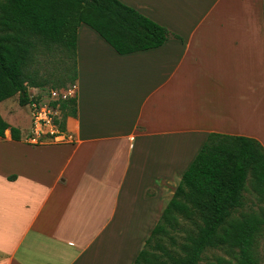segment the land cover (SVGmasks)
I'll use <instances>...</instances> for the list:
<instances>
[{"label": "crops", "instance_id": "1", "mask_svg": "<svg viewBox=\"0 0 264 264\" xmlns=\"http://www.w3.org/2000/svg\"><path fill=\"white\" fill-rule=\"evenodd\" d=\"M120 1L171 36L121 54L78 28L68 139L0 137V264H134L210 133L264 145V0Z\"/></svg>", "mask_w": 264, "mask_h": 264}, {"label": "trees", "instance_id": "2", "mask_svg": "<svg viewBox=\"0 0 264 264\" xmlns=\"http://www.w3.org/2000/svg\"><path fill=\"white\" fill-rule=\"evenodd\" d=\"M82 24L95 29L121 54L159 47L171 36L167 27L120 0H0V103L18 94L22 106L38 100L29 93L30 87L44 85L34 67L38 56L55 49L72 61L62 86L75 85L77 33ZM77 110L76 96L61 102L62 130H67V119ZM8 129L12 139H22L20 128L0 113V137H6ZM249 183L264 194V145L250 136L210 133L134 264H202L209 248L229 250L236 260L232 264H258L256 241L264 216L235 214L245 205ZM180 219L191 220L193 227L181 226ZM182 227L184 240L178 249L168 248L164 236ZM223 261L220 258L219 264Z\"/></svg>", "mask_w": 264, "mask_h": 264}, {"label": "rangeland", "instance_id": "3", "mask_svg": "<svg viewBox=\"0 0 264 264\" xmlns=\"http://www.w3.org/2000/svg\"><path fill=\"white\" fill-rule=\"evenodd\" d=\"M87 27V26H86ZM72 61L67 60L65 54H62L59 49H55L52 53H47L46 55L38 56V61L35 64V69H38L39 73L37 76L38 81H42L44 85L37 88H29V93L32 98H37L40 101H47L49 99V94L52 89H66L62 85L65 82L68 72L71 69ZM10 100L7 101V103ZM31 103L19 107V112L27 116L28 121H30V117L32 118V107ZM29 115V116H28ZM12 122H15L14 119H10ZM28 128H26L24 134L22 135V139L26 140V135L28 133ZM52 142L50 139L44 140L43 143ZM245 205L243 208L239 209V211L235 214L239 215L240 213H257L258 215L264 216V194H261L257 190H255L251 183L248 184L247 190L245 191ZM181 226L193 227L191 220L180 219ZM183 227L179 230H170L168 235L164 236V244L171 249H178V246L181 241L184 240L186 235L185 230H182ZM174 237L177 242L175 244L172 243V238ZM154 244V242H153ZM152 244V246H153ZM151 246V247H152ZM256 250H257V258L258 264H264V224L261 232L258 235L256 241ZM154 250L157 254H162V250L154 247ZM163 255V254H162ZM224 259L222 264H232L235 262L234 256L230 254L229 250L224 248H209L207 249L202 256V264H219V259ZM230 261V262H228Z\"/></svg>", "mask_w": 264, "mask_h": 264}, {"label": "built area", "instance_id": "4", "mask_svg": "<svg viewBox=\"0 0 264 264\" xmlns=\"http://www.w3.org/2000/svg\"><path fill=\"white\" fill-rule=\"evenodd\" d=\"M76 96L75 87L52 89L47 101L34 100L32 107L31 130L26 136V141L33 144L43 143L50 139L53 142H63L68 139L67 130L60 128L61 102ZM68 129V124H67Z\"/></svg>", "mask_w": 264, "mask_h": 264}]
</instances>
